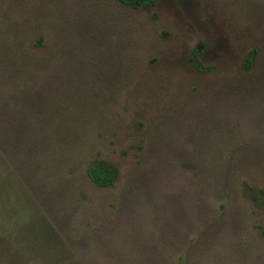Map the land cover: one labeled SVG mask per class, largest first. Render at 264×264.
<instances>
[{
	"label": "rangeland",
	"instance_id": "obj_1",
	"mask_svg": "<svg viewBox=\"0 0 264 264\" xmlns=\"http://www.w3.org/2000/svg\"><path fill=\"white\" fill-rule=\"evenodd\" d=\"M0 264H264V0H0Z\"/></svg>",
	"mask_w": 264,
	"mask_h": 264
},
{
	"label": "trees",
	"instance_id": "obj_2",
	"mask_svg": "<svg viewBox=\"0 0 264 264\" xmlns=\"http://www.w3.org/2000/svg\"><path fill=\"white\" fill-rule=\"evenodd\" d=\"M125 4L140 7L144 5H153L157 0H121ZM199 67V65H197ZM199 68H202L201 66ZM88 176L99 186H110L116 178V171L109 166L96 164L88 169Z\"/></svg>",
	"mask_w": 264,
	"mask_h": 264
}]
</instances>
